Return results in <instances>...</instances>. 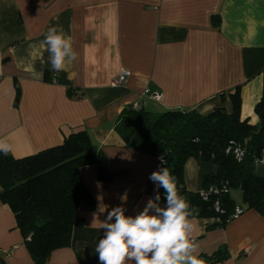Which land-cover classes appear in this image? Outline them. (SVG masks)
Instances as JSON below:
<instances>
[{
  "label": "crops",
  "instance_id": "obj_1",
  "mask_svg": "<svg viewBox=\"0 0 264 264\" xmlns=\"http://www.w3.org/2000/svg\"><path fill=\"white\" fill-rule=\"evenodd\" d=\"M52 26L72 37L78 54L66 72L52 71L49 53L39 46ZM33 69L42 75L33 76ZM122 70L130 75L112 86ZM262 70L264 0H0V140L21 158L60 145L67 130L85 128L116 173L100 182L94 165L80 168L94 205L79 207L70 245L54 250L45 264H100L95 247L105 230L90 226L98 206L110 211L122 205L135 216L151 198L149 176L159 157L127 147L114 130L124 107L138 103L153 114L229 112L228 93L240 86V117L255 125ZM68 88L80 97H70ZM146 88L159 99L144 95ZM215 169L188 159L187 190L202 191L203 176ZM256 172L264 177V164ZM230 196L242 206L241 192L239 199L233 190ZM217 222L196 218L199 258L225 247L227 258L213 264H264V216L250 209L224 227ZM0 264H34L13 212L1 201Z\"/></svg>",
  "mask_w": 264,
  "mask_h": 264
},
{
  "label": "trees",
  "instance_id": "obj_2",
  "mask_svg": "<svg viewBox=\"0 0 264 264\" xmlns=\"http://www.w3.org/2000/svg\"><path fill=\"white\" fill-rule=\"evenodd\" d=\"M15 88L16 105L20 94L17 83ZM73 91L68 88L67 94L79 98ZM228 96L229 112L216 107L205 114L195 109L153 114L130 104L114 123V130L127 147L158 156L159 160L163 157L166 163L162 166L169 169L180 194L197 210L196 218L217 219L214 226L221 227L233 218L237 206L230 196L231 189L240 190L243 211L252 209L264 216V177L257 174L254 164L255 159H264V88L254 106L258 118L255 125L240 117V86ZM236 147L243 153L239 161ZM190 158L215 165V173L204 175L202 184L203 190L212 187L218 193H208L204 198L201 192L187 190L184 165ZM86 165L95 166L100 182L116 175L110 171L106 155L93 147L85 128L67 130L60 145L32 155L15 158L0 152V201L13 212L34 264H45L54 250L68 247L79 207H93V197L80 174V168ZM223 186L227 192L222 191ZM159 191L164 206V189ZM226 258V248L221 247L200 259L203 264H213Z\"/></svg>",
  "mask_w": 264,
  "mask_h": 264
},
{
  "label": "clouds",
  "instance_id": "obj_3",
  "mask_svg": "<svg viewBox=\"0 0 264 264\" xmlns=\"http://www.w3.org/2000/svg\"><path fill=\"white\" fill-rule=\"evenodd\" d=\"M39 46L49 53L54 72L68 71L78 59L72 37L62 27H49ZM32 75L42 74L33 69ZM12 151L11 144L0 140V152L7 155ZM242 155L237 149L238 161ZM160 159L162 165L166 163L163 157ZM254 164L259 167L264 159H255ZM149 180L156 185L155 196L135 216L126 215L122 205L108 211L106 205L101 207L103 203L93 213L90 226L105 230L95 247L100 264H203L197 254V210L180 194L176 178L167 167L153 171ZM160 188L164 189V206L160 204ZM105 212L107 215L101 220L99 214Z\"/></svg>",
  "mask_w": 264,
  "mask_h": 264
},
{
  "label": "built area",
  "instance_id": "obj_4",
  "mask_svg": "<svg viewBox=\"0 0 264 264\" xmlns=\"http://www.w3.org/2000/svg\"><path fill=\"white\" fill-rule=\"evenodd\" d=\"M129 75H130L129 71H121L118 75H116V76L113 78V80H112V82H111L112 86H120V85H122V84L125 82L126 78H127ZM143 94H144V95H148L149 97H151V98H153V99H155V100H158V99H159V94H157L156 92L151 93L150 90H149L148 88H146V89L144 90ZM132 107H133L134 109H138V108H139V104H138V103H133V104H132ZM237 149H239V148H238V147L234 148V153H235L236 156H237ZM239 150H240V149H239ZM160 167H162L161 160H158V162H157V164H156V166H155V168H154V171L158 170ZM155 188H156V185H154V186L152 187V189H151V192H150V197H151V198H154V196H155V191H154ZM218 191H219V190H218L217 188H212V187H210L208 190H206V191H205V190H202V191H200V192H201V195H203V197L206 198V195H207L208 193H211V192L218 193ZM222 191H223V192H227V191H228V188H227L226 186H223ZM164 204H165V203H164ZM216 210H217V206H216ZM242 212H243V209H242L241 207H239V206H236V207L234 208V212H233V214H232V217H233V218H234V217H237V216L240 215Z\"/></svg>",
  "mask_w": 264,
  "mask_h": 264
},
{
  "label": "rangeland",
  "instance_id": "obj_5",
  "mask_svg": "<svg viewBox=\"0 0 264 264\" xmlns=\"http://www.w3.org/2000/svg\"><path fill=\"white\" fill-rule=\"evenodd\" d=\"M233 190V195L236 197V198H240V190L238 189H231V191ZM242 201V198L238 200V202H241Z\"/></svg>",
  "mask_w": 264,
  "mask_h": 264
}]
</instances>
